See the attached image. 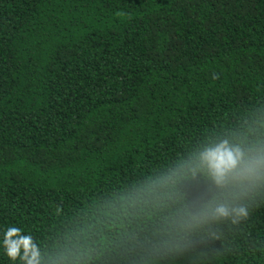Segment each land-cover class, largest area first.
Returning <instances> with one entry per match:
<instances>
[{
    "label": "trees",
    "instance_id": "trees-1",
    "mask_svg": "<svg viewBox=\"0 0 264 264\" xmlns=\"http://www.w3.org/2000/svg\"><path fill=\"white\" fill-rule=\"evenodd\" d=\"M222 142L264 148V0H0V264H264Z\"/></svg>",
    "mask_w": 264,
    "mask_h": 264
},
{
    "label": "clouds",
    "instance_id": "clouds-1",
    "mask_svg": "<svg viewBox=\"0 0 264 264\" xmlns=\"http://www.w3.org/2000/svg\"><path fill=\"white\" fill-rule=\"evenodd\" d=\"M200 161L218 185L231 188L243 189L245 185L255 186L264 179V148H257L250 153H246L238 147L222 142L216 147L203 152ZM232 213L245 215L246 210L242 207L233 208ZM229 209L220 205L205 212L208 218H218L228 216ZM16 236L17 242L11 247L7 246L8 238ZM5 252L13 260L20 256L26 264H39V251L32 244L30 237H21L20 229L15 226L4 230ZM21 249L23 253L21 254Z\"/></svg>",
    "mask_w": 264,
    "mask_h": 264
}]
</instances>
